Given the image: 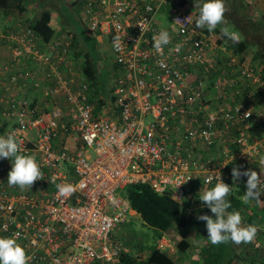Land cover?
Wrapping results in <instances>:
<instances>
[{"label": "built area", "instance_id": "1", "mask_svg": "<svg viewBox=\"0 0 264 264\" xmlns=\"http://www.w3.org/2000/svg\"><path fill=\"white\" fill-rule=\"evenodd\" d=\"M162 10L166 26L155 19ZM194 12L173 0H85L87 30L103 34L113 54L115 72L102 93L81 71L68 88L50 55L59 40L42 49L28 25L11 36L12 61L37 63L47 84L42 95H63L66 104L62 113L26 94L0 98L8 123L0 136L13 135L43 173L30 188L10 186L11 162L0 159V237H13L28 264H117L127 249L112 229L135 213L125 187L147 185L183 203L216 183L206 182L209 172L220 171L227 183L223 169L232 159L254 168L264 144L251 136L249 120L264 109L249 97L264 89L263 79L236 51L221 46L222 56L214 55L213 30H194ZM162 29L170 40L157 52L152 41ZM223 54L225 79L213 81L210 96L206 77ZM6 72L0 66V75ZM23 77L27 71L16 70L9 81ZM66 135L72 145L62 140ZM65 183L75 191L59 197L57 186Z\"/></svg>", "mask_w": 264, "mask_h": 264}, {"label": "trees", "instance_id": "2", "mask_svg": "<svg viewBox=\"0 0 264 264\" xmlns=\"http://www.w3.org/2000/svg\"><path fill=\"white\" fill-rule=\"evenodd\" d=\"M194 1L195 4H198L197 0ZM187 2V0H177V2L175 1L174 4L175 6H183ZM61 4H63L62 1ZM238 4L232 0H224V18L230 25L232 23L231 27L237 31L241 37L237 42L231 41L227 48L236 50V52L240 54L248 46H253L255 48L256 58L264 59V11L261 12L259 21L255 23L247 16L246 12H244L246 4L240 2ZM193 7L194 6H192V8ZM25 8L24 0H0V12H2L4 15L8 13L11 14L13 12L20 13L23 12ZM195 13L197 16L198 10H196ZM73 19L74 18L72 17H69V20L67 19L69 24H74ZM50 21L51 18L49 12L47 10H42L32 22L28 23V27L43 41H48L55 33ZM82 30L83 31L80 33L77 32V35L82 40L85 48H81V50H84L82 52V56L84 58L82 70L90 83L95 87L96 90H98L97 88L100 87V81L97 79L98 68L96 67L95 63L93 64V60L95 59L94 51L97 41L96 36L99 33L89 32L86 26H83ZM68 34L71 36V39L69 38L70 47L73 48L76 41V35L71 33ZM74 55H77V52H74ZM242 59L243 56L241 55L240 62ZM250 67L255 70L252 65H250ZM261 78L264 80V73L261 75ZM260 94L264 95L263 88L255 90L253 97ZM255 115L256 114H254L253 117ZM253 117L249 120V123ZM235 166L248 168L247 162L243 160L232 159L231 161L227 162L223 170L224 180L229 184L232 182L231 169ZM244 182L245 180L242 178L241 183H233V191L229 197L231 201V208L228 209V211H239L242 217V215H245L243 209L251 207L249 209L251 210V213L245 218L242 217V222L244 224H255L252 220L256 215L253 210H256V213L264 211V195H262L258 201H249L245 203L242 200V196L244 194ZM211 185L214 186V184ZM212 186H208L204 190H207ZM123 195L127 199L130 208L140 217L142 222L156 230V236L158 238L170 228H178L183 229L186 232L192 231L202 234L207 241L205 242L206 244L202 245V248L200 249L201 264H264V258L260 257L263 246L261 244L255 246L254 244L257 242V239L252 243H247L239 249L236 248L238 247V244H235L231 241L219 245L211 244L207 238L204 222L197 219L199 215H211V213L207 207H204V205L201 204L200 201L195 206H191L190 199L184 201L183 203H177L168 195L157 194L147 185L143 184L128 185L124 188ZM263 233L264 231L260 232L258 238H260L261 234ZM188 246L189 243H187L185 240H181L178 243V249L181 251H184L186 248H188ZM260 246H262V248ZM117 264L174 263L166 253L158 249L156 246L151 245L149 247L148 254L143 259H137L128 253H124L120 255Z\"/></svg>", "mask_w": 264, "mask_h": 264}, {"label": "rangeland", "instance_id": "3", "mask_svg": "<svg viewBox=\"0 0 264 264\" xmlns=\"http://www.w3.org/2000/svg\"><path fill=\"white\" fill-rule=\"evenodd\" d=\"M63 1L65 2L64 4H66L69 7H72V13H74L75 29L72 27V25L67 23L66 19L61 17L60 13H58L55 0H25V3L29 6V9L31 11L30 13L31 19L32 17L35 16L37 17L40 11L47 10V6H52L53 8H56L54 9L56 11L54 10L52 11V16L57 30L61 33L60 37L65 39L66 36L69 39L71 36H69L68 33H72V34L74 33V35H76L75 38L76 41L71 52L73 51V52H77V54H81L84 51L81 50V48L82 49L85 48L82 40L78 37L77 32L79 33L82 32L83 31L82 27L83 26L85 27L84 19L86 18L85 15L83 14L85 0H63ZM173 1L177 2V0H173ZM187 1L188 2L185 3L184 5H188L189 9L193 11L195 10L196 12V10H198L196 9L198 8V4H195L194 0H187ZM232 1L236 2L237 4L239 2L246 4L244 12H246L247 16L255 23L259 21L261 12L264 11V0H232ZM192 6L194 7L192 8ZM49 11L50 10H48V12ZM61 11L66 12V7H62ZM195 12L194 14H196ZM155 19L160 26H166L169 23V18L164 10L160 11L156 15ZM231 25L224 18L223 22L213 30V37H211L210 40L213 44L215 43V47L212 51L214 55L222 56V52L220 50L221 46L225 47L226 49H229L227 48V46L230 44L231 40H229L227 37H224L222 35L221 29L227 27L230 30H234L231 27ZM100 37H101L100 40H97L96 38L97 41L94 51V55H96V58L97 57L99 59L101 58V61L97 63V68L99 69L97 79H99L100 81V87L97 88L98 91H96L98 93H102L105 89L109 87L110 79L112 78L115 72V66L113 63V54L111 52L110 46L108 45V40H106L107 38L104 35H101ZM240 38L241 37L239 35V40ZM229 50H232L233 53L234 51H236L233 49H229ZM224 54L223 57L219 59L220 61L218 62L217 68L215 70L210 71L207 74L205 90L206 93L210 96H213L216 93L214 89L213 81L216 80L218 76L224 77L225 79L226 72L224 70V65H223ZM240 54L243 56L241 64L252 65L255 68L256 74H258L259 76H261L264 73V59L256 58L255 48L253 46H248ZM240 54H238L237 52V56L239 60L241 57ZM263 84H264V80H263ZM249 89L250 88L248 87V90ZM250 90L253 91L254 89L252 88ZM244 97L245 94L243 93L241 98ZM256 97L257 96L253 97L252 95L249 98L252 99L255 107L257 108V103L258 102L260 103V101H257ZM262 104L264 105L263 102ZM263 109L264 108H260V110ZM256 117L261 118V116L255 115L254 119H257ZM89 155L93 156L92 150L89 151ZM262 160H264V148H262V152L260 153L259 158H257V162H255L253 170L259 172L260 169L262 172H264V169L262 168L264 164H260ZM197 193L198 192L190 193V196L186 199L188 200L190 198L191 206H195L199 203V199L197 198ZM250 208L251 207L243 209L245 215H242V217L245 218L247 215L251 213V210H249ZM253 211L255 212L256 215L252 220L257 226V234L250 243H252L257 239V242L254 244L255 246L258 244H261L263 246L262 252L260 253L261 255L260 257L264 258V233L261 234L260 238H258L260 232L264 231V211L258 213H256L257 212L256 210ZM111 233L114 239L118 241H122V244L127 249L126 253H128L134 258L143 259L148 254L149 247L151 245H154L158 249L166 253L168 257L172 259L174 264H201L200 249L202 248V245L206 244L205 242L207 241L206 238L200 233L192 232V231L186 232L183 229H178V228H170L167 231H165L161 237L158 238L156 236V230L145 225L136 213L128 215L126 222L115 225ZM181 240H185L187 243H189L188 248H186L184 251L178 249V243ZM246 244L247 243L238 244V247L236 248L237 249L242 248ZM262 246L260 247L262 248Z\"/></svg>", "mask_w": 264, "mask_h": 264}, {"label": "clouds", "instance_id": "4", "mask_svg": "<svg viewBox=\"0 0 264 264\" xmlns=\"http://www.w3.org/2000/svg\"><path fill=\"white\" fill-rule=\"evenodd\" d=\"M197 2L198 15L194 18L192 25L194 30L206 28L208 31H212L223 22L224 0H197ZM221 32L224 37L233 42L239 40V35L234 30L224 27ZM169 40V32L162 29L153 38L152 44L157 52H162L164 47L169 44ZM180 47L179 44L175 46L177 52ZM248 114L245 113L244 117L247 118ZM20 149L21 146L13 135L0 136V159L7 158L11 162V168L7 173V183L21 189L30 188L35 181L43 179V173L36 158ZM261 164H264V160L261 161ZM190 178L192 177L187 180ZM231 178V184L225 183L220 171L209 172L206 182L210 183L215 179L216 183L211 188L203 192L200 190L197 193L201 204L207 207L211 213V215H199L197 219L204 222L207 238L213 245L228 241L235 244L249 243L257 234V226L244 224L239 211H228L231 208L229 197L233 191V183H241L243 178L245 182L243 183L242 200L245 203L260 200V197L264 195V172L260 169L257 172L251 168L235 166L231 169ZM180 184L182 183L177 185ZM57 191L59 197L67 198L73 194L75 187L71 183H65L58 185ZM0 264H28L24 248L11 236L0 237Z\"/></svg>", "mask_w": 264, "mask_h": 264}, {"label": "crops", "instance_id": "5", "mask_svg": "<svg viewBox=\"0 0 264 264\" xmlns=\"http://www.w3.org/2000/svg\"><path fill=\"white\" fill-rule=\"evenodd\" d=\"M25 1V0H24ZM61 1L63 4H61ZM73 2V1H72ZM56 8L58 13H60L61 17L64 19H68L69 17L74 18V13H72V7L64 4L63 0H55ZM73 4V3H72ZM25 10L23 12H13L8 14H3L0 12V66L6 67V73L2 76L0 75V98L6 96L8 93H14L18 95H28L30 97L36 98L40 105H43L46 108L55 107L59 108L62 113L66 112V104L63 99V95L53 96L50 99H46L42 95V90L47 84L42 79L43 74L40 71L38 64L31 60H21L20 62L12 61V48L14 46V41L11 39V36L15 33H18L22 30V28L28 23L32 22L34 18H30V9L29 6L25 3ZM66 7V12H62L61 8ZM56 8L52 6H47V11H49V15L51 18V25L53 26L55 33L51 39L48 41H43L41 38L38 40V44L40 48H45V44L47 42H52L53 39L59 40L56 44V49L50 51V55L53 61L57 62V69L59 70L60 77L63 78L67 82V86L69 89L73 90L77 83V74L81 71L83 73V65L84 58L82 56L83 53L74 55L72 48L70 47L69 39L65 36L61 38V33L57 30L56 25L53 21L52 11ZM56 11V10H54ZM84 11V8H83ZM74 20V19H73ZM69 23V21H67ZM71 25V24H70ZM74 28V24L72 25ZM99 33V32H98ZM72 34V33H71ZM70 34V35H71ZM74 35V33H73ZM101 35L97 34V40L101 39ZM39 37V36H38ZM79 37V36H78ZM71 39V38H70ZM107 40V39H106ZM101 61V58L98 57L93 60V64L95 63L97 67V63ZM8 69V70H7ZM27 71L28 77L19 78L15 83H10L9 74H12L14 71ZM84 74V73H83ZM86 76V75H85ZM257 108H264V95H256ZM94 105L97 107L98 103L94 102ZM2 103L0 102V132L4 131L8 127V123L6 119L1 114ZM257 116H261V118L256 117L257 119H253L250 122V132L253 139L256 141H260L264 144V113L256 114ZM260 119V120H259ZM262 121V122H261ZM62 140L68 144L72 145L73 141L70 135H66L62 137ZM75 143V141H74Z\"/></svg>", "mask_w": 264, "mask_h": 264}]
</instances>
